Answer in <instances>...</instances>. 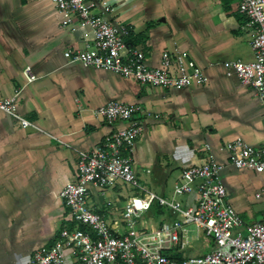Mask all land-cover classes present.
<instances>
[{"label":"crops","instance_id":"1","mask_svg":"<svg viewBox=\"0 0 264 264\" xmlns=\"http://www.w3.org/2000/svg\"><path fill=\"white\" fill-rule=\"evenodd\" d=\"M105 1L114 7L112 21L129 28L122 53L138 48L155 67L163 51H187L207 80L179 88L140 85L70 61L64 51L92 42L89 24H62L51 0H0V97L16 93V112L30 122L23 126L0 110V264H29L36 248L51 245L71 224L59 193L76 177L79 152L125 124L94 112L110 100L142 109V132L123 154L146 189L172 194L185 167L211 159L223 166L226 200L243 225L264 215V192L256 196L264 173L236 168L228 149L236 139L264 145V100L223 65L254 58L253 29L238 0ZM26 66L36 76L29 83ZM130 194L121 184L90 185L89 203L119 221Z\"/></svg>","mask_w":264,"mask_h":264},{"label":"built area","instance_id":"2","mask_svg":"<svg viewBox=\"0 0 264 264\" xmlns=\"http://www.w3.org/2000/svg\"><path fill=\"white\" fill-rule=\"evenodd\" d=\"M61 15L62 24L74 21L89 24L93 40L83 49L66 50L64 56L85 66L103 68L132 78L140 85L187 87L205 83L202 67L187 51H163L158 66L145 63L140 49L130 47L125 37L129 28L112 21L114 7L105 0H51ZM98 9V11H97ZM237 10L244 14L253 29L252 61L227 60V73H234L264 100V0H238ZM26 82L36 76L31 68L23 69ZM16 93L0 97V110L19 120L30 122L16 112ZM94 112L108 122L121 121L124 126L107 135L89 151L79 152L77 174L60 191L66 218L51 245L36 248L29 264H264V215L250 225H243L238 212L227 202L226 188L220 177L222 165L208 159L185 167L173 185L170 197L146 189L139 180L130 150L142 132L137 117L138 104L110 100ZM232 164L264 173V145L255 147L236 139L228 144ZM131 189L121 219L109 221L89 203V187ZM264 192V186L256 196ZM182 197V199H178ZM153 205L162 207L160 218L142 219ZM188 224H193L196 238L204 235L211 243L206 252L186 255L190 247Z\"/></svg>","mask_w":264,"mask_h":264},{"label":"rangeland","instance_id":"3","mask_svg":"<svg viewBox=\"0 0 264 264\" xmlns=\"http://www.w3.org/2000/svg\"><path fill=\"white\" fill-rule=\"evenodd\" d=\"M170 196L171 194L167 195V197H170ZM179 198L180 197H178V199ZM180 199H182V197ZM149 217H152L153 219H155V217L160 218V215L158 216V214H153L152 211L145 212L142 215L143 220H147ZM187 226L189 228L188 236L190 240V247H188L185 250V254L192 256L194 254H200V253L206 252L208 249L205 247L204 243L210 244L211 243L210 239L205 237L204 235H200V237L196 238V232L194 231L193 224H188Z\"/></svg>","mask_w":264,"mask_h":264},{"label":"trees","instance_id":"4","mask_svg":"<svg viewBox=\"0 0 264 264\" xmlns=\"http://www.w3.org/2000/svg\"><path fill=\"white\" fill-rule=\"evenodd\" d=\"M150 211H152L154 214H159L162 213L164 209L162 207H158L157 205H153Z\"/></svg>","mask_w":264,"mask_h":264}]
</instances>
